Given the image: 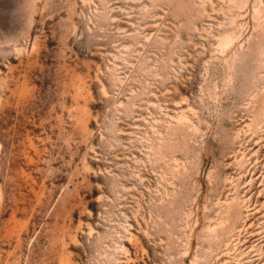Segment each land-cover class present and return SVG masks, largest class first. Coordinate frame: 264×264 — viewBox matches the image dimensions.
Wrapping results in <instances>:
<instances>
[{
	"label": "rangeland",
	"instance_id": "374dc122",
	"mask_svg": "<svg viewBox=\"0 0 264 264\" xmlns=\"http://www.w3.org/2000/svg\"><path fill=\"white\" fill-rule=\"evenodd\" d=\"M0 264H264V0H0Z\"/></svg>",
	"mask_w": 264,
	"mask_h": 264
}]
</instances>
